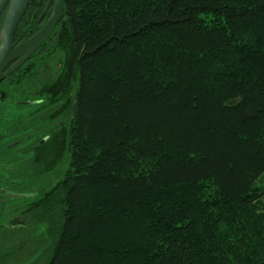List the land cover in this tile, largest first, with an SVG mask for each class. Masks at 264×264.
Returning a JSON list of instances; mask_svg holds the SVG:
<instances>
[{
	"label": "trees",
	"instance_id": "16d2710c",
	"mask_svg": "<svg viewBox=\"0 0 264 264\" xmlns=\"http://www.w3.org/2000/svg\"><path fill=\"white\" fill-rule=\"evenodd\" d=\"M47 3L30 1L13 44ZM61 20L43 114L21 143L0 136L13 186L46 184L47 218L58 202L45 264H264V0H63ZM37 71L0 99H25Z\"/></svg>",
	"mask_w": 264,
	"mask_h": 264
},
{
	"label": "rangeland",
	"instance_id": "374dc122",
	"mask_svg": "<svg viewBox=\"0 0 264 264\" xmlns=\"http://www.w3.org/2000/svg\"><path fill=\"white\" fill-rule=\"evenodd\" d=\"M51 8L52 2L49 6V13ZM130 50L131 49L128 48L126 53H129ZM54 59H56V57L52 58L51 64H46L42 72L37 71L35 77L28 82V85H30V83H35L36 85L35 89L30 92L35 93L30 94V99L39 98L37 92L42 88L39 82H45L53 76V70L56 66V61ZM15 97L14 94V96L12 95L11 97L0 99V135H5L4 138L6 139V143H8L7 145H16L18 142L21 143L22 140H19L22 139L23 136L20 135V132L23 129L20 128H24L31 124L30 121H26L27 111L24 107L17 108L18 106L14 104V100H18ZM66 112H68V108L64 111V113ZM35 113L36 111L30 110L27 120L32 118ZM15 150L16 147L13 149L0 147V193L2 189L16 190L21 193L20 198H13L6 201L0 200L2 207H0V264H45L51 254L56 229L60 222L61 214L59 207L58 205L54 206V203L57 204L58 202L56 198L53 197L54 199L52 202L54 203L50 204L53 209L51 210L50 216L47 218L45 217L44 205L40 206V208L39 206L35 207V201L41 198L26 197L28 193L35 191L38 187L33 186V184L29 186L30 188L16 189L15 186H13L15 181H19L16 176L8 178L11 175H16L15 167L18 166V164L14 163L13 166V164L10 163L16 160L14 155H18ZM20 168L21 166L19 165L17 169ZM37 182L39 183L37 180L35 184ZM0 197L3 198L2 195H0Z\"/></svg>",
	"mask_w": 264,
	"mask_h": 264
},
{
	"label": "water",
	"instance_id": "95a60500",
	"mask_svg": "<svg viewBox=\"0 0 264 264\" xmlns=\"http://www.w3.org/2000/svg\"><path fill=\"white\" fill-rule=\"evenodd\" d=\"M30 1L0 0V15L5 11L0 29V81L30 57L34 50L51 34L61 17L63 0H48L46 9L50 6L51 1L52 8L44 24L24 41L14 45L13 39L16 27ZM7 66H9V69L5 71Z\"/></svg>",
	"mask_w": 264,
	"mask_h": 264
},
{
	"label": "flooded vegetation",
	"instance_id": "af4514ba",
	"mask_svg": "<svg viewBox=\"0 0 264 264\" xmlns=\"http://www.w3.org/2000/svg\"><path fill=\"white\" fill-rule=\"evenodd\" d=\"M63 26H64V22L61 20V17H60L58 23L56 24V26L53 29V31L51 32V34L46 38V40L43 43H41L34 50V52L30 55V57L25 62H23V64H21L19 67L25 65V68H26V66L33 65L34 64L35 67H36V69L38 71H41L42 72V70L45 69L46 64L47 65L51 64L52 63V58H55L56 57V59H54L56 61V63H55L56 66H55V69L53 70V73L54 74H57V72L62 67L61 51H60L59 48L53 47V44L57 40V36L59 35V33L62 30ZM24 40H22V41H24ZM14 45H16V44H14ZM9 66H7V68L5 69V71H7L9 69ZM16 70H14L13 72H15ZM12 73H10L9 75H11ZM9 75H7V76H9ZM5 78L0 81V92H2V86H4L3 83L5 81ZM28 82H30V81H28V78H27V82H26V85H25V89L26 90L28 89V91L26 92V94H24L27 97L25 99H22V100L21 99L14 100V104H16V105H22V107H24V109L27 111L26 120L29 117L28 114L30 113V110L36 111L37 115H42L43 114L42 109L38 110L39 107H40L39 105L41 103H43V98H32V99L29 98L30 94H35V93H30V92L35 89V86L36 85H35V83H33V84L30 83V85H28ZM40 83H41V87H42L43 84H44V82H41L40 81L39 84ZM29 86H30V88H29ZM46 188H47L46 184L45 185L43 184L42 186H39L38 189H36L35 191H32V192L28 193L26 195V197H28V198H37V199L42 198L44 196L42 193L46 190ZM1 193L0 194L2 195L3 198L0 197V200H2V201L3 200L6 201L8 199L11 200L13 198H20V196H21L20 195L21 193H19V191L10 190V189L9 190L2 189L1 190Z\"/></svg>",
	"mask_w": 264,
	"mask_h": 264
}]
</instances>
